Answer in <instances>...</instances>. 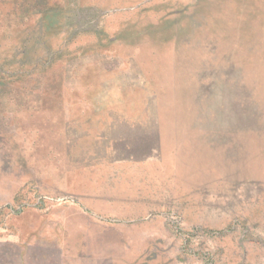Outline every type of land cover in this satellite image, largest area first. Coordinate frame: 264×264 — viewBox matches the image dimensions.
<instances>
[{
    "label": "rangeland",
    "instance_id": "rangeland-1",
    "mask_svg": "<svg viewBox=\"0 0 264 264\" xmlns=\"http://www.w3.org/2000/svg\"><path fill=\"white\" fill-rule=\"evenodd\" d=\"M15 53L0 264H264V0H0Z\"/></svg>",
    "mask_w": 264,
    "mask_h": 264
},
{
    "label": "trees",
    "instance_id": "trees-1",
    "mask_svg": "<svg viewBox=\"0 0 264 264\" xmlns=\"http://www.w3.org/2000/svg\"><path fill=\"white\" fill-rule=\"evenodd\" d=\"M20 15L25 17L27 15V13H25L24 11H20ZM29 43H30V40H29ZM30 46V45H29ZM28 42H26L25 40L23 41L21 47L23 49H27L28 47ZM25 52V51H24ZM23 52V53H24ZM28 52H25V54H27ZM22 55H19L18 53H15V57L16 59H19L18 62H15L13 64H8V63H5L2 67H0L1 69H7V68H13V69H23L25 67V63H26V60L25 61H22L23 57H21ZM12 66V67H10ZM2 82V81H1Z\"/></svg>",
    "mask_w": 264,
    "mask_h": 264
}]
</instances>
